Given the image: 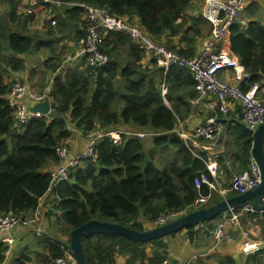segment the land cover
I'll list each match as a JSON object with an SVG mask.
<instances>
[{
	"label": "trees",
	"instance_id": "trees-1",
	"mask_svg": "<svg viewBox=\"0 0 264 264\" xmlns=\"http://www.w3.org/2000/svg\"><path fill=\"white\" fill-rule=\"evenodd\" d=\"M21 1H0V214L14 211L31 215L39 208L40 199L52 186L51 171L59 163L56 150L59 146L69 148L75 130L85 135L96 131L125 133H121L120 143H114L108 135L101 138L97 143V160L84 161L72 170L69 179L52 188L58 195L54 207L60 213V227L70 237L74 228L91 220L144 231L145 222L152 225L165 213L192 206L201 195L211 197L200 208L224 199L208 183H202L200 189L196 187L195 178L202 173L211 181L214 179L204 160L176 132L178 119L185 121L196 112L192 101L198 93L192 73L176 65L165 72L153 60L147 62L137 42L122 32H111L105 37L101 48L110 62L98 75L82 62L62 70L64 58L56 50L59 42L73 31L77 33L72 41L85 35L82 9L66 5L68 8L58 15L55 28L32 33L29 18L19 13ZM63 1L106 6L130 21L138 19L155 40L186 57L198 54L211 33V24L201 13L191 14L194 0ZM7 5L8 12L4 9ZM247 10L250 27L235 24L221 48L240 59L252 74V81H261L262 9L258 3H252ZM21 55L29 56L30 61L46 57L43 64L47 73L60 70L50 91L52 111L19 125L7 99L13 81L7 82L4 75L25 69L26 59ZM219 76L223 78V70ZM242 86L246 89L248 84ZM163 87L167 89L166 96ZM220 120L232 134L233 170L243 171L251 158L252 133L244 124L239 107L228 116H220ZM138 132L146 136L133 134ZM220 216L203 225L212 230L213 221ZM258 216L252 215V219ZM194 227L187 228L191 239ZM58 243L48 238L42 259L21 257L19 264H56L68 248V243ZM83 247L88 264H117L119 256L127 264H165L169 258L165 237L141 242L120 235L97 234L84 237ZM246 260L247 264H264V248L248 255ZM221 264L237 262L227 257Z\"/></svg>",
	"mask_w": 264,
	"mask_h": 264
},
{
	"label": "built area",
	"instance_id": "built-area-1",
	"mask_svg": "<svg viewBox=\"0 0 264 264\" xmlns=\"http://www.w3.org/2000/svg\"><path fill=\"white\" fill-rule=\"evenodd\" d=\"M24 1V0H23ZM27 6L18 5L21 13L29 18L28 27L32 29L31 21L34 19L38 23V29L43 30L57 25L55 18L56 8L62 6H78L82 9L86 18L85 35L77 41L73 50L68 52L66 60L68 62L83 63L86 67L94 70L98 75L110 62V57L102 51L101 45L105 37L111 32H122L128 34L134 39L140 50L148 57H151L159 67H163L167 72L171 66L176 65L186 68L192 73L196 82V91L198 97L192 101L194 108L206 104L210 109L212 116L205 122H201L188 131L184 122L178 119L177 134L185 141L190 150L200 145L201 141L216 142L218 136L224 128L220 116H228L231 111L240 108L242 119L247 128L255 131L264 123V79L261 81H252V74L246 69L240 59L229 54L221 48L226 40L230 29L237 23L243 28L250 27V20L247 17V0H202V16L211 24V33L203 41L200 51L193 57H186L179 51L168 48L165 44L155 40L150 33L139 23L138 19L130 21L113 13L106 6H98L82 2H65L63 0H25ZM24 6V7H23ZM48 28V29H49ZM47 29V30H48ZM234 73L235 84L222 79L219 76L221 71ZM247 83V88L242 84ZM51 86L42 92L35 91L26 82L12 84L8 92L7 99L9 105L14 111L16 122L21 125L30 121L32 118L41 116L38 112H31L30 105L42 102L46 99L51 101ZM167 89L163 87V95L166 96ZM29 99L30 104L26 103ZM122 131H111L107 134L96 131L91 133V138L87 147L74 155L67 147L59 146L56 150L59 163L51 171L52 189L54 186L69 179L72 170L80 166L84 161H96L98 158L97 143L104 136L111 137L114 143L121 142ZM139 137H145V133H133ZM209 169V168H208ZM213 174L215 172H212ZM212 174V175H213ZM202 183H208L210 189H215L213 183L206 173H202L195 178L197 188H201ZM261 183V171L259 165L251 156L248 168L238 174H233L231 185L228 190L219 188L221 195L227 192L235 194L245 193L254 190ZM58 198V195L56 196ZM211 195H201L192 206L170 211L158 217L152 223V227H158L172 222L184 215L190 213V208L199 209L206 204ZM261 203L264 205V195L261 197ZM264 214L263 210H258L252 202H246L223 214L217 220L211 234L214 239V248H218L224 243H232L233 235L231 228H236L245 240L244 251L253 254L260 250V245L264 242L252 241L249 234V228L254 225L252 215ZM39 209L31 215H22L14 211L6 214H0V239L6 235L8 245L11 246L15 241L12 236L13 230L19 225L33 227L39 220ZM243 221L247 224L245 227ZM248 228V229H247ZM208 229V230H207ZM197 233L210 232L203 223L194 227ZM198 259L194 255L183 264H192ZM75 261L73 253L69 248L65 249L63 257L56 259V264H73Z\"/></svg>",
	"mask_w": 264,
	"mask_h": 264
},
{
	"label": "crops",
	"instance_id": "crops-1",
	"mask_svg": "<svg viewBox=\"0 0 264 264\" xmlns=\"http://www.w3.org/2000/svg\"><path fill=\"white\" fill-rule=\"evenodd\" d=\"M24 3H25V6L28 5V3L25 2V0L24 1L22 0L20 5H24ZM252 3L259 4L260 8L262 9L259 16L262 17V21H263L264 20V0H247V6L251 5ZM9 8L10 6L7 5L6 7L7 12L9 11ZM67 8L68 6H62V7L56 8L57 14L55 18H58V15H63V13L65 12ZM190 10L192 11L191 14L201 13L202 0H194ZM19 13L22 14L20 9H19ZM248 14L249 12L247 10V17H248ZM58 20L59 19H57V21ZM135 21H137V19H135ZM46 24H47V27H45L43 31L49 28L48 27L50 25L49 21H47ZM71 30H75V29H71ZM76 33H77L76 30L73 31L70 34V37H67L64 40H61L58 44V49L56 50L57 51L56 53H62L63 58H65V60H66L67 53L71 52L73 50L74 45L77 43V41H72V38H71ZM50 56H52V54ZM20 57L25 58L27 62L28 56L21 55ZM46 59H47L46 57H43L41 61L44 62L46 61ZM150 59L151 57L146 56L147 62L150 61ZM32 60L35 61L33 58ZM33 61H30V62H33ZM75 64H78V62H68L67 65L69 67H72ZM34 66L35 64L33 65V67ZM26 67L27 65L25 66V68ZM59 70H57V72ZM57 72H54V71L48 72L49 74L47 76V80L48 78L50 79L49 84L51 87H52V82ZM4 76L7 82L8 80L9 81L13 80V79L10 80V77L12 76L14 78L17 76L27 77V75H23L22 71L12 72L10 74H5ZM222 79L230 82L231 84L236 83L233 72L223 71ZM25 101L27 104H30L29 99H26ZM210 114H211V111L206 104L200 105L199 107L196 108V112H194L187 120L183 121L186 129L188 131H191L194 127L199 125L201 122H205L207 119H209ZM229 119H232V118H229ZM224 128H225V124H224ZM227 129L228 127L225 129L224 141H222L220 138L216 142L202 140L199 146L191 150L195 155H197L199 158L204 160L205 164H207V167L209 168L211 175L213 174L212 172H215L212 175L214 179L212 182L215 183L218 186V188L223 189V190L229 189L233 174H238L242 172V170H239V169L236 171L233 170L234 165H235V150L230 145V139L232 138V134L229 135V132H227ZM74 132L75 133L69 140V145H70L69 148L71 151V155H74L77 152L85 149L91 138L90 134L85 135L82 132H79L76 130ZM211 190H215V194L218 193L219 195H221L219 190L217 189H211ZM229 193L230 191L227 192L223 197L226 198V195H228ZM234 195L236 194L234 193ZM55 200H56V194L53 189H50L40 199L39 208H38L40 215H39V220L36 223V225L33 227L31 226L26 227L23 225H19L18 227H16L12 233V236L14 237L15 241L13 242L11 246L8 245L6 235H4L0 239V264H19L21 257H25V258L28 257L31 260L42 259L43 253H44V247H45L44 242L48 238L58 240L59 246L63 243L69 244L70 240L66 241L62 238V235H63L67 239V235L69 234L60 227V224L58 221L60 213L54 207V203L56 202ZM263 215L264 214H259V216L254 219V225L251 228H249V234H250V238L252 241L264 242V216ZM215 223L216 222H213V224ZM243 225L245 227L247 226L245 221H243ZM144 227L146 229H149V228H152V225L149 222H145ZM31 230L35 231L34 233H37V235H39L40 238L43 237L44 239L36 240L33 237V235L29 233ZM212 230H210V232L208 233L195 234L192 239L189 237L187 233V229L179 231L175 235L166 236L165 240L169 244V249H168L169 258L165 264H183L189 259H191L194 255L198 256V259L192 264H221L223 261L226 260L227 257H232L233 259H235L237 264H247L248 260H246L247 256H245L247 253L244 251L245 240L243 239V236L237 231L236 228L232 227L230 230L231 234L233 235V239H234L233 242L224 243L220 245L218 248H214L213 246L214 239L211 234ZM31 239L36 240L39 244L41 242L42 243L37 246H32L30 244ZM117 264H127L126 259L123 256H119L117 258Z\"/></svg>",
	"mask_w": 264,
	"mask_h": 264
},
{
	"label": "water",
	"instance_id": "water-1",
	"mask_svg": "<svg viewBox=\"0 0 264 264\" xmlns=\"http://www.w3.org/2000/svg\"><path fill=\"white\" fill-rule=\"evenodd\" d=\"M1 1V0H0ZM31 112H38L42 115H48L52 111V103L46 99L42 102L30 105ZM253 144L251 156L259 165L261 171V183L258 188L249 190L245 193L236 194L229 198H224L209 207H203L191 211L165 225L152 227L144 231L132 229L120 223L104 222L100 220H91L72 230L69 250L73 253L75 264H88L83 247V238L97 234H114L129 238L134 241L147 242L157 238L166 237L172 233L196 226L207 220L213 219L239 205L246 202H252L258 210H263L264 205L261 203V197L264 195V123L252 132ZM264 248L260 245L259 249ZM250 255L247 253L245 256Z\"/></svg>",
	"mask_w": 264,
	"mask_h": 264
},
{
	"label": "rangeland",
	"instance_id": "rangeland-1",
	"mask_svg": "<svg viewBox=\"0 0 264 264\" xmlns=\"http://www.w3.org/2000/svg\"><path fill=\"white\" fill-rule=\"evenodd\" d=\"M6 7L7 6H4V9H5V11H7L6 10ZM263 23H264V20L262 21ZM31 25H32V29H30L31 30V32L32 33H36V32H43V30H39L38 29V23L36 22V21H34V19L31 21ZM65 49V48H64ZM37 57H38V55H37ZM36 57V58H37ZM38 59H39V57H38ZM41 59H39V61H37V59H35V61H33V62H30V60H29V56H28V59H27V62H26V65H27V69L25 68V69H22L21 71H22V73H23V75H27V77H19V76H17V77H10V80L11 79H13V80H11V82L12 83H15L16 81H18V82H26L27 84H29L35 91H37V92H42V91H44V90H46L47 89V87L48 86H50V84H49V82H50V79L48 78V80H47V76H48V74L49 73H47L46 72V68H45V66H44V64H43V62L42 61H40ZM32 64H35V66L33 67V65ZM68 64V62L67 61H65V58L63 59V61H62V63H61V69L63 70L64 68H68L69 66L67 65ZM41 89V90H40ZM140 133H143V132H140ZM146 136V135H145ZM221 139L222 141H224V139H225V128H223L222 129V131H221V133L219 134V136H218V139ZM57 166V165H56ZM215 189H217V190H219V188H218V186L215 184ZM50 195H52V194H50ZM214 221H216V220H214ZM213 221V222H214ZM217 222V221H216ZM216 224V223H215ZM215 224H214V227H215ZM214 227H213V229H214ZM44 228V227H43ZM208 230V229H207ZM210 230V229H209ZM35 231H30L29 233H31V235H33V237L36 239V240H43L44 238L43 237H39V235H37V233H34ZM47 232V231H46ZM208 233V232H207ZM195 234H198L196 231H195ZM62 238L64 239V240H66V241H69L70 240V237H69V235H67V239L62 235ZM36 240H34V239H31V245L32 246H37V245H40L42 242L41 241H39V242H41L40 244L36 241ZM213 246H214V243H213ZM16 256V255H15Z\"/></svg>",
	"mask_w": 264,
	"mask_h": 264
}]
</instances>
